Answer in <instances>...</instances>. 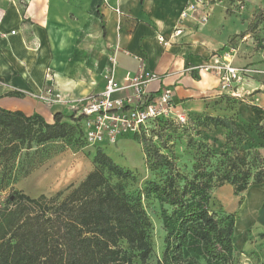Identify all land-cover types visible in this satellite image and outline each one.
<instances>
[{
  "label": "crops",
  "instance_id": "crops-1",
  "mask_svg": "<svg viewBox=\"0 0 264 264\" xmlns=\"http://www.w3.org/2000/svg\"><path fill=\"white\" fill-rule=\"evenodd\" d=\"M189 1L0 0V107L38 113L52 123L56 113L69 111L37 96L49 83L66 96L79 98L102 91L110 75L124 82L144 63L162 75L151 83L150 93L170 86L179 108L220 115L239 109L249 114L247 121L264 122V49L254 37L258 33L264 37V25L256 33L247 32L264 9V0H214L208 22L198 24L190 15L183 21V34L165 45L160 36L169 38L181 24ZM228 46L236 49L234 65L249 71L222 92L217 75L196 67ZM111 55L117 57L114 70ZM225 94L246 103L234 105L221 98ZM240 209L245 210L244 230L237 236L239 213L234 245L255 252L256 263L264 264V187L247 191ZM252 225L261 229L251 234Z\"/></svg>",
  "mask_w": 264,
  "mask_h": 264
},
{
  "label": "trees",
  "instance_id": "trees-1",
  "mask_svg": "<svg viewBox=\"0 0 264 264\" xmlns=\"http://www.w3.org/2000/svg\"><path fill=\"white\" fill-rule=\"evenodd\" d=\"M262 16L264 9L249 30L259 25ZM229 96L221 98L238 105L239 98ZM81 120L75 113L58 112L50 123L38 113L0 107V133L27 140L29 145L65 138L76 130L85 140ZM170 121L174 120L160 119L156 124ZM240 122L238 109L231 115H206L203 123L225 128L227 136L221 153L204 140L189 138L195 158L192 176L177 168L174 154H166L153 138H147L149 129L134 137H141L146 166L164 173L136 193L129 194L121 181L111 182L106 176L104 169L118 177L137 178L101 147L94 157L97 168L70 186L64 199L45 194L32 197L16 190L0 205V264H137L134 257L146 264L153 252V223L143 197L150 195L164 207L165 251L158 264H181L191 251L208 264H231L236 216L223 205L218 211L211 209L213 190L230 183L239 195L252 184L264 183V157L256 147L246 146L255 141L249 132L264 140V122Z\"/></svg>",
  "mask_w": 264,
  "mask_h": 264
},
{
  "label": "rangeland",
  "instance_id": "rangeland-1",
  "mask_svg": "<svg viewBox=\"0 0 264 264\" xmlns=\"http://www.w3.org/2000/svg\"><path fill=\"white\" fill-rule=\"evenodd\" d=\"M261 24L264 25V16L261 17V22L256 28ZM255 29L247 30V32H255ZM254 37L258 47L264 49V43H262L264 37L259 33ZM236 103L243 107L246 102L239 97ZM65 108L71 112L69 107L65 106ZM180 111L186 116V122L170 121L165 125L151 124V132L147 138H153L157 146L166 154L170 156L174 154L177 168L184 174L192 176L195 158L193 150L188 146L189 138L204 140L215 151L221 153L227 131L223 127L206 126L203 123L206 115L213 113L193 112L186 108H180ZM248 115L238 109V122L246 124L248 122L246 118H250ZM245 127L247 128V125ZM249 133L254 136L255 141L248 142L246 146L256 147L264 157V140L257 138L254 132ZM140 138V136H130L129 139L120 140L117 144L91 146L76 130L73 135L65 138L42 143L34 141L29 145L27 140L16 138L10 133H0V205L6 204L8 197L16 190L23 191L32 197L45 194L48 198H55L58 201L64 199L70 186L78 185L91 171L97 168L94 157L99 147L115 162L131 169L137 178L134 180L130 177H118L104 169L106 176L111 182L121 181L129 194L136 193L143 188L147 181L160 179L164 173V170L154 172L146 166V157L143 147H141L142 144L139 142ZM262 187H264V183L252 184L246 191L235 195L234 186L226 183L213 190L211 209L218 211L219 206L223 205L226 212L234 213L237 217L247 191ZM143 201L153 223L151 231L153 252L146 264H158V260L163 257L165 251L164 207L155 195L143 197ZM238 219L237 236L244 230L245 210L241 211ZM259 228L261 229L258 225H252L249 231L252 234ZM255 240L254 237L249 242L254 244ZM121 244L128 248V243L125 240H122ZM186 257L189 261L187 259L183 263L180 262L181 264H208L202 256L193 251ZM254 258L255 252H249L247 248L238 249L235 247L231 264H257ZM133 259L135 263L141 264L138 258L134 257Z\"/></svg>",
  "mask_w": 264,
  "mask_h": 264
},
{
  "label": "built area",
  "instance_id": "built-area-1",
  "mask_svg": "<svg viewBox=\"0 0 264 264\" xmlns=\"http://www.w3.org/2000/svg\"><path fill=\"white\" fill-rule=\"evenodd\" d=\"M109 3V0H103ZM214 0H190L181 14V24L177 26L169 38L160 36L165 45H171L172 39L183 34V21L190 15L198 24H205L210 17L211 4ZM242 6V2L239 3ZM117 11L120 10L117 8ZM236 49L228 46L211 54L210 59L196 68L199 71L217 75L222 92L239 81L249 70L234 65L232 54ZM115 69L116 55L109 57ZM51 79L50 76H47ZM162 78L161 74L150 71L144 63L138 73H128L124 82L116 81L114 75L107 78L105 88L96 93L73 98L66 96L61 90L49 83L37 96L49 106H67L71 113L82 116L80 121L84 138L91 146L117 144L127 136L134 137L142 131H148L151 124L160 119L186 122V116L173 99V88L165 86L153 95L149 86ZM123 92L124 95H118Z\"/></svg>",
  "mask_w": 264,
  "mask_h": 264
},
{
  "label": "bare ground",
  "instance_id": "bare-ground-1",
  "mask_svg": "<svg viewBox=\"0 0 264 264\" xmlns=\"http://www.w3.org/2000/svg\"><path fill=\"white\" fill-rule=\"evenodd\" d=\"M45 177V176H44Z\"/></svg>",
  "mask_w": 264,
  "mask_h": 264
}]
</instances>
